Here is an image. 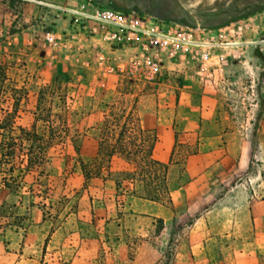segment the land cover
<instances>
[{"label":"rangeland","instance_id":"1","mask_svg":"<svg viewBox=\"0 0 264 264\" xmlns=\"http://www.w3.org/2000/svg\"><path fill=\"white\" fill-rule=\"evenodd\" d=\"M40 1L42 5L26 9L20 0H0V65L8 90L1 107L11 108L10 90H17V126L35 124L42 129L43 123L34 122L33 116L37 90L55 77L66 78L69 136L80 139L79 157L88 162L105 106L126 79L139 90L214 96V112L198 123L202 148L216 149L222 138L226 152L233 155L249 139L259 105L256 91L264 97V81L258 84L264 70V0H117L103 6L78 0ZM255 6L263 9L250 13ZM102 9L130 14L128 23L137 30L127 35L123 28L93 17H101ZM59 14L72 28L62 31L64 37L51 33ZM158 31L166 36L165 45L148 41ZM151 111L147 105L140 111L144 126L155 122ZM173 115L167 111L161 118L170 123ZM196 116L187 125L174 118L172 127L180 132L196 124ZM257 138L251 170L256 175L249 182L241 173L222 174L217 166L197 181L204 188L235 186L238 191L228 198L235 207H215L208 215L209 230L201 219L189 226L195 216L205 214L203 208H193V216L182 218L178 211L175 225L167 223L159 234L153 219L128 211L116 218L118 203L110 183L93 179L83 186L77 155L66 139L49 150L41 186L35 183V172L25 177L34 192L32 200L46 206L41 227L37 226L41 212L33 208L27 235L16 228L20 220L11 216L22 215L27 200L14 210L11 205L18 198L0 187V204L5 200L0 241L7 242L10 251L22 249L20 264H257L252 246L229 237L239 236L247 226L243 188H255L256 199L263 194L264 116ZM161 149L160 142L156 155ZM177 174V168L171 169L170 180L175 182ZM27 190L20 188L21 193ZM257 242L264 245V239ZM1 250L0 246V254ZM7 258V264H16L13 255Z\"/></svg>","mask_w":264,"mask_h":264},{"label":"trees","instance_id":"2","mask_svg":"<svg viewBox=\"0 0 264 264\" xmlns=\"http://www.w3.org/2000/svg\"><path fill=\"white\" fill-rule=\"evenodd\" d=\"M109 3L112 4L113 1ZM116 9L120 7L116 5ZM66 81V78L55 77L49 84L38 88L33 116L34 122L40 121L44 127L39 130L33 124L30 128H23L15 124L17 99L14 92L17 90H10L9 95L13 100L11 108L1 107L8 90L5 86V68L0 65V187L6 188L8 193L18 198L16 204L11 205L14 210L21 207L24 199L27 200L23 214L18 215L15 212L11 216L14 221L20 220L16 228L26 229L30 222L32 208H37L41 212L42 221L45 219L46 206L32 200L34 192L30 190V186H27L25 177L35 172L37 176L35 183L41 186L39 178L44 176L49 150L66 139L70 141L77 155L83 186L92 179H101L110 183L116 193L127 189L133 197L171 208V192L182 188L189 181L184 169V161L187 156L198 153L197 145L183 144L176 139L168 162L156 160L153 157L157 142L156 132L152 128L142 126L137 111L138 98L152 92L148 90V87L139 90L134 82L124 79L114 97L105 106L102 120L93 136L95 155L91 161L84 162L79 157L80 139L69 136L65 117L66 88L64 84ZM258 81L259 85L264 81L263 69L259 72ZM256 94L259 105L249 134L252 155L257 150L258 125L264 116V97L260 90H257ZM113 157L126 163L127 168L119 171L110 169V160ZM252 163L250 159L248 172L252 170ZM170 165L178 170L175 182L169 178ZM23 187L28 190L21 193L20 188ZM4 205L5 200L0 204V217H2ZM123 214L124 212L117 211L116 218L119 219ZM153 220L157 223L154 232L159 234L163 229V222L159 219ZM89 225L93 227L92 222ZM91 236H82V238H91ZM256 259L258 264H264V248L256 249Z\"/></svg>","mask_w":264,"mask_h":264},{"label":"crops","instance_id":"3","mask_svg":"<svg viewBox=\"0 0 264 264\" xmlns=\"http://www.w3.org/2000/svg\"><path fill=\"white\" fill-rule=\"evenodd\" d=\"M20 1H22L26 9H29L34 5H37L38 7V5L43 4V2L40 0ZM78 1H83L86 5L98 4L103 6L105 3L117 0ZM31 2H33L34 4H32ZM23 20L27 21V17H24ZM53 21L54 24L51 27V33L54 35L61 34L64 37L65 34L62 31L72 29L69 25L70 22L68 21V19L63 18V16L61 17L60 14ZM24 31H27V29ZM196 101L197 103L195 104ZM214 102V96L205 94V92L203 94L196 95L194 93H181L178 91H166L164 93H160L157 90L150 94L141 95L138 98L137 111L142 126L144 128L154 129L157 135V142L153 150V157L156 160L167 163L172 146L175 140H178L180 136L181 140H178V142L189 145H197L198 153L187 156L184 161V169L189 177V181L182 188L173 190L171 192V208L164 207L160 204L148 200L133 197L130 195L127 189L119 190V192L116 193L115 189L112 188L114 191V197L116 199L115 201L118 203L117 211H128L129 213L137 214L146 218L159 219L163 222L164 229L167 223L172 226L175 225L178 218V211H180V218H182L193 216V208H203L202 210H204L205 214L201 215L200 217L195 216L194 219L191 220V224L189 226L191 227L195 225L201 219L203 225L206 227V229L209 230L210 222L208 215L212 213L215 207H217L218 210H221L223 208H233L236 206L235 201H228V198H232L234 193L238 191L236 190L235 186H232L231 188H224L223 186L222 188H204L203 185H197L198 179L201 177H205L206 173H208L210 167L212 166H217L220 169L219 172H221L222 174L232 173L233 175H237L238 173H241L242 176L247 179L246 182H249V179L253 175H256V170L248 172L250 159H254L255 155V153L253 155L251 153V147L248 138L246 139V141H242L240 143L233 155L226 152V145L224 144L226 142L222 138H220V147H216V149L202 148V145L204 146L205 144L201 142V138L197 136L196 132L199 129L198 123L199 121L207 117V113L211 114L212 112H214L216 107V104H214ZM144 105H147L152 110L151 112H153L155 117V122L147 126H144L140 114V111L142 107H144ZM165 105L171 107V110H167V106ZM167 111H171V113L174 114L170 120V123L167 120L165 121V119L161 118V116L164 113H167ZM195 115H197L196 124H190L189 127H184L182 130H180V132L176 131V129L172 127L174 118L181 119L187 125ZM191 130L193 131L194 135H192V137L190 133ZM180 133L181 135H179ZM160 142L162 143V149L156 155V149ZM95 150L93 153V157L95 155ZM91 159L89 161H91ZM126 168V163H124L120 159L113 157L110 160V169L119 171ZM173 168L174 166L170 165L169 171ZM232 174L230 175L232 176ZM222 183L223 181L221 182V185ZM1 191L3 190L0 188V192ZM243 192L247 197V205L245 208L247 214V226L246 228L243 227L242 230L239 231V236L236 237L235 235H233L229 237L230 240H235L238 243L244 242L250 245V247L252 246L254 257L257 262L256 249L264 247V245L257 242L260 239H264V188H262L263 194L257 199L254 197L256 193L255 188H243ZM32 224V219L30 218L29 225L25 229V236L27 235L28 229L32 226ZM41 225L42 219L40 218L39 222H37V226L41 227ZM14 234L17 235V233ZM190 236L191 235L189 234V237ZM0 246L2 248V252L0 254L1 264H7V257L10 255H13L15 257L16 264H20L22 262V256L20 253L22 249L18 250V252L10 251L8 248L9 244L7 242H3V240L0 241Z\"/></svg>","mask_w":264,"mask_h":264},{"label":"built area","instance_id":"4","mask_svg":"<svg viewBox=\"0 0 264 264\" xmlns=\"http://www.w3.org/2000/svg\"><path fill=\"white\" fill-rule=\"evenodd\" d=\"M101 17L96 15L93 16L99 20H101L103 23H106L108 25H117L124 29L126 34H130L128 31H135L137 30L135 26L130 25L128 21L130 22L132 19V16L130 14H127L126 16L120 12V11H112L109 9H102L101 11ZM136 15V14H135ZM140 31V30H139ZM136 35V34H134ZM164 40H161L163 39ZM148 41L150 43H155V45H165L167 43L166 36L163 35L161 32L153 33L151 38H148Z\"/></svg>","mask_w":264,"mask_h":264},{"label":"water","instance_id":"5","mask_svg":"<svg viewBox=\"0 0 264 264\" xmlns=\"http://www.w3.org/2000/svg\"><path fill=\"white\" fill-rule=\"evenodd\" d=\"M263 9V6H255L253 8L250 9V13H253V12H256L258 10H262Z\"/></svg>","mask_w":264,"mask_h":264}]
</instances>
